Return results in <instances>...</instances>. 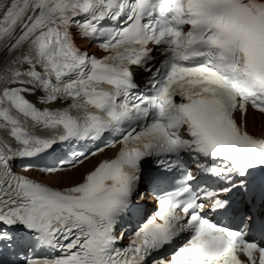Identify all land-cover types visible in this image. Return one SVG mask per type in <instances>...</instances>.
<instances>
[{"label":"snow or ice","instance_id":"6c2138e0","mask_svg":"<svg viewBox=\"0 0 264 264\" xmlns=\"http://www.w3.org/2000/svg\"><path fill=\"white\" fill-rule=\"evenodd\" d=\"M0 264H264V0H0Z\"/></svg>","mask_w":264,"mask_h":264}]
</instances>
